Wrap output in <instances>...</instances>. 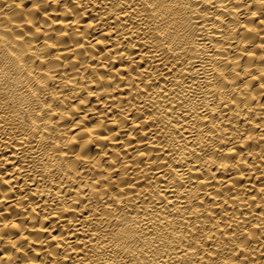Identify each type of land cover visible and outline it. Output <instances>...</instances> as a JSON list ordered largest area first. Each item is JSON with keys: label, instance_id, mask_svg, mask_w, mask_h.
<instances>
[{"label": "bare ground", "instance_id": "bare-ground-1", "mask_svg": "<svg viewBox=\"0 0 264 264\" xmlns=\"http://www.w3.org/2000/svg\"><path fill=\"white\" fill-rule=\"evenodd\" d=\"M0 264H264V0H0Z\"/></svg>", "mask_w": 264, "mask_h": 264}]
</instances>
